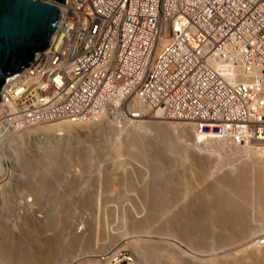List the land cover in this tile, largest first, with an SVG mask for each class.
Returning <instances> with one entry per match:
<instances>
[{"label": "built area", "instance_id": "built-area-1", "mask_svg": "<svg viewBox=\"0 0 264 264\" xmlns=\"http://www.w3.org/2000/svg\"><path fill=\"white\" fill-rule=\"evenodd\" d=\"M56 4L46 47L0 86V138L135 100L199 134L264 142V0Z\"/></svg>", "mask_w": 264, "mask_h": 264}, {"label": "rangeland", "instance_id": "rangeland-1", "mask_svg": "<svg viewBox=\"0 0 264 264\" xmlns=\"http://www.w3.org/2000/svg\"><path fill=\"white\" fill-rule=\"evenodd\" d=\"M128 103H130V100L120 103L121 105L116 112L115 110L108 111L106 118L99 122L100 125L98 124L90 127L79 124L80 126H73V130L71 128H66L67 130L63 129L55 133L47 132L45 134L34 135L22 134V136L19 137H16L19 131L15 130L8 132L5 136L0 138V173H6L7 177L4 181L8 180L6 181V186L3 185L0 187V191L5 189V195L3 194L4 196H2V198L0 195V243L7 242L6 244L10 252L3 255V250L0 249L2 250L0 251L2 254H0V261L2 263L16 264L19 262L26 264L27 262V264H44V262H46L44 255L50 254V256H53L51 253L52 251L56 252L54 264H130L133 262L135 259L134 249L131 244L126 242H129L131 239L135 240L138 238L137 235L139 234L140 236L144 235V231L134 230V232L137 231L134 233L130 230L129 218H143L149 210L150 202L148 201L150 200L147 197H142L140 191L152 177L154 171L151 167L152 161L154 162V160L157 159L158 161L160 160V164H165L172 160L174 164L171 170L176 166L174 171L181 167L192 169L195 165V161L191 158L192 153L188 154V156H180L182 155L181 145L175 142L177 140L175 138L179 135L178 131L180 130H182V133H187L188 136L185 134L184 138L187 137L188 141H190L189 139H192L191 136L193 135V130L190 126L193 125L182 120L166 119L160 116V113L158 114L154 110L144 109L143 107H141V111L137 108L140 113L143 114L142 116H130L133 120L125 122L123 115H125L124 110L128 109ZM137 120L138 123L141 121L143 122L138 124L136 123ZM157 121L161 122L158 123ZM164 121H173L176 122V125L172 124V126L170 125L167 127ZM101 123L104 124L102 125ZM184 123H187L188 126L187 124L184 125ZM177 125L179 128L185 129V132H183L184 130L181 128L179 130ZM27 127L29 128L31 126ZM165 129H167L168 132L170 131L169 136L164 135L163 132ZM127 130L132 131L134 134ZM124 132L125 134L128 132L131 135H128L130 138L134 136L132 139L134 145H132L133 143L131 141L128 143V137L126 140ZM136 133L141 142H137ZM141 137L145 141H143ZM169 137L172 138L174 142ZM108 140L109 143L107 142ZM102 142L103 144L105 142L106 146H103ZM142 142H146L148 145L151 144V147L148 146L149 148L147 149L143 147V151L148 155V158L153 157L154 160H145L133 154V149H139ZM228 143L230 144L231 142L228 140ZM262 143L249 141L241 145L233 144V147H247L248 145L249 147L252 146V148H261L264 147V143ZM200 145V148L202 147L204 149L202 150L201 148V150L205 152L203 155H209V158L214 156V159L216 156L218 157L216 158L217 162H214L217 164H213L210 167H216V170L220 173L213 167L214 170L212 168L211 171L214 173L211 174L214 175L211 176H215V173H217L216 175H227L231 173L230 167H232L234 171L236 168H240L244 163L247 164L249 162L246 160L245 154H238V150L235 149L233 154L232 151H230V146H227L228 149H220V147L216 149L215 147L214 150L216 149L217 152L211 149L212 147H207L211 149L209 151L210 154L214 152L218 154H212L211 156L207 149L205 151L206 146L203 144ZM97 149H99V151ZM202 151L200 152L202 153ZM87 152H90V154ZM86 153L90 156H88L90 159H88L87 162L84 161V156L87 155ZM177 153L180 155H177ZM150 154L151 156L149 157ZM33 158H38L41 161L45 159L44 162L50 161L51 165L49 164V166L46 163L47 165L43 167L45 169H42L41 166L33 164ZM184 158L186 160H184ZM25 159L30 161L31 167H25L23 165ZM241 159H243V161ZM239 162L240 165L242 164L241 166ZM58 165L60 166L59 168ZM185 165H187L188 168H186ZM47 166L48 168H46ZM227 168L230 171L226 172ZM48 169H50V171ZM41 170H43V172H41ZM40 173L52 174L49 175L50 177L47 175L49 177L47 184L50 182L49 185L46 184L42 188L36 185V183L39 182ZM106 175H111L112 177L110 184H107L105 181ZM51 182L54 183L51 184ZM129 182H131V184ZM0 183H2V181ZM2 187L3 189L1 190ZM49 189L51 191H49ZM36 192H38V196L41 197H38ZM1 193H3V191ZM6 193H8L7 196ZM86 196H90L89 201L84 200ZM3 198L5 199L3 200ZM54 198H56V200ZM35 199L38 200V202L35 201ZM27 202L30 203L28 204ZM55 202L56 204H54ZM13 207L15 208L13 209ZM65 213L68 214L67 217L63 216ZM162 216L161 214L157 216L154 222L158 223H154L155 226L161 223L159 221H162ZM52 221L58 223L52 224ZM156 229L159 231L160 224L155 227V230ZM6 231L7 233L5 234ZM161 231L162 230H160V232ZM71 236H77L79 238L76 243H71ZM3 238L5 239L3 240ZM55 238H60L57 239L58 241H56V244H54ZM60 240L63 241L62 244ZM263 240L264 237L260 239L262 244H264ZM10 247H14V252ZM17 249L19 250L17 251ZM8 253L11 255H8ZM4 256L7 257L3 258ZM8 257H11L10 261ZM19 257L21 260L18 259ZM105 257H109V259H107L109 261L106 260V262ZM22 259H26V261L23 260L24 262H20ZM79 260L81 261L80 263Z\"/></svg>", "mask_w": 264, "mask_h": 264}, {"label": "bare ground", "instance_id": "bare-ground-1", "mask_svg": "<svg viewBox=\"0 0 264 264\" xmlns=\"http://www.w3.org/2000/svg\"><path fill=\"white\" fill-rule=\"evenodd\" d=\"M141 107L142 106L137 101L131 100L130 103L127 104V108L129 110L128 109H126V110H128V112H126L125 115H123L125 122H130L133 120L130 116H136L137 117L138 114H140V113H136L135 110L139 109L141 111ZM110 110L114 111L115 110L114 106H112V105L108 106L106 111L94 120H88V121H84V122L71 121V120H61V121H54V122H49V123H45V124H36V125H33L29 128L27 127L25 129H20V130L18 129L19 133L17 132L16 137L22 136V134H26V135L27 134L28 135L33 134L34 135V134H42V133L45 134L47 132L55 133L56 131L63 130V129L65 130L66 128L72 129L74 127H77L79 124L80 125L83 124L85 126H90V127L93 125H98L99 122H101L102 120H104L106 118V115H107L108 111H110ZM155 111H156V113L161 114V112L159 110H155ZM162 117H164V116L162 115ZM142 122L143 121L138 123V120H137L136 123L141 124ZM157 122L159 123L161 121H157ZM132 123H134V122H132ZM164 123H165V126H167V127L170 125L172 126V124L176 125V122H173V121H164ZM185 124H187V123H184V125ZM115 126H119V125H115ZM138 126H140V125H138ZM187 126H188V124H187ZM177 127H178V125H177ZM184 127H186V126H184ZM180 128H179V130H180ZM190 128L193 130L192 131L193 135L191 136L192 139H189L190 141H188L187 137L184 138L185 134L187 135V133H182V130H180L181 133H180V131H178L179 135L178 136L175 135L176 136L175 139H177L175 142H176V144L178 142V144H180L181 148H182V150H181L182 155H180L179 153H177V155L179 154L180 156H184V155L188 156V154L192 153V156H194V157H192L191 155H189L195 161V165L192 169H189L187 167V165H185L186 168H188V169H185V167H181V168H177L174 171L176 166H175V168H173V170H171L172 169L171 167L173 166L174 161L172 162V160H171L165 164L164 163L160 164V160L158 161L156 158H155L156 160H154L153 157L148 158V155L143 151V147L145 149H147V148L151 147L150 146L151 144L148 145V143H146V142L145 143L142 142V145H140L139 149H133L132 148L134 150L133 154H136V156H140L145 160H149V159L154 160V162L152 161V165L154 164L153 165L154 167L151 165V167L153 168L154 171L152 170L153 171L152 177L150 178L149 182L144 186V188H142L140 191L142 197H147L150 200V201H148V202H150V207H149L147 214L143 218L141 217L140 219L131 218V217L129 218V229L130 230H132L133 232H134V230L144 231L143 232L144 235L140 236V234H139V235H137L138 238H136L135 240L131 239L129 242H126V243L131 244L132 248L134 249L133 251L135 252V259L133 258L134 260L130 264H264V244H262V241L260 242V239H262V237H264V178H263L264 177V147L252 148V146L249 147L248 145H247V147L246 146L233 147V144L232 143L229 144L228 139L226 140V138H224V137H221L219 135H214V134H199L195 129H193V126H190ZM97 129H98V127H97ZM181 129H183V128H181ZM188 129H189V127H188ZM183 130H184L183 132H185V129H183ZM127 131H130V130H127ZM112 132H115V131H112ZM131 132L132 131H130V133ZM140 132H141V130H140ZM169 132L167 129H165V131L163 133L165 136H169ZM124 134H125V132H124ZM125 135L126 136H124V137L126 140L128 137V140H127L128 143H129V141L132 142V139L134 136L132 135L133 137L130 138L129 136H131V135L128 132ZM136 135H137V133H136ZM170 135H171V133H170ZM209 136H213V137H217V138H213V137H209ZM189 137H190V134H189ZM107 138H106V140H107ZM137 139H138L137 142L138 141L141 142V140H139L140 138H138V135H137ZM141 139L143 140L142 137H141ZM170 139L174 142V140L172 138H170ZM170 139H169V141H170ZM109 140L107 141L108 143H109ZM143 141H145V140H143ZM118 142H119V139H118ZM131 142H130V144H131ZM124 143H125V141H124ZM102 144H103V142H102ZM200 144H203L204 146H206L205 151L207 149L208 152L211 149L214 150L215 147H216V149L219 147H220V149H223V148L228 149V147L230 146V148H231L230 151H232V153L235 149L238 150L237 151L238 154L239 153L245 154L246 157L245 156L244 157L249 162L247 163V161L244 159L247 164L244 163L243 165L241 164L242 165L241 166L240 162H239V165L241 167L236 168L234 171H233L232 167L229 166L231 171L228 170V168H229L228 167L226 172L230 171L231 173H228V174L226 173L227 175H216L217 173H215V176H211V175H214V174H211V173H214L213 171H211V169L214 166L213 167H210V166H212L213 164H217L214 162H217L216 158H218V157L216 156L214 159V156L212 158H209L208 157L209 155H203V154H205V152L202 151V150H204L202 147H201L202 148V150H201ZM132 145H134V143ZM103 146H106L105 142H104ZM55 147H56V145H55ZM207 147H209V148L212 147V148L208 149ZM216 149L214 151H216ZM97 150L99 151V149H97ZM101 151H102V148H101ZM200 151H202V153ZM237 152H235V153H237ZM87 153L90 154V152H87ZM154 153H156V152H154ZM89 154L84 156L85 162H87L88 159H90V158H88ZM209 154H210V152H209ZM212 154H215V152ZM212 154H210V155L212 156ZM150 156H151V154L149 155V157ZM33 159H34L33 164L37 165V166H41L42 169H45V168H43V167H45V165L50 164V161L46 162L47 163L46 164L44 162L45 159L42 161L38 158L37 159L33 158ZM176 160H177V158H176ZM184 160H186V159L184 158ZM241 160L243 161V159H241ZM57 161H59V160H57ZM51 162H53V161H51ZM60 162H61V160H60ZM176 164H177V161H176ZM186 164H188V163H186ZM193 164H192V166H193ZM236 164H238V163H236ZM23 165L25 167H29L31 165V163L29 160L25 159L23 161ZM180 166H177V167H180ZM55 167H56V165H55ZM59 167L60 166L58 165V168ZM46 168H48V166ZM214 168H215V170L217 169L216 167H214ZM214 168H213V170H214ZM48 170L50 171V169H48ZM219 170H221V169H219ZM41 172H43V170H41ZM51 172H52V170H51ZM218 173H220V172H218ZM47 175L48 174H45V173L41 174V176L39 177V182H37V183L35 182L37 187L42 188L44 185L47 184V180L50 177L49 175H52V174H49L48 175L49 177ZM6 177H7L6 173L5 174L0 173V182L2 181V183H0V187L3 185L6 186V184H7L6 181H8V180L4 181V179H6ZM33 177H32V179H33ZM111 180H112L111 175H106V177H105L106 183L110 184ZM33 181H34V179H33ZM49 183L47 185H49ZM52 183H54V182H51V184ZM129 183L131 184V182H129ZM2 189H3V187L1 188V190ZM4 190H2L3 193H1L2 191H0L1 198H2V196L5 195ZM75 190H77V189H75ZM49 191H51V190L49 189ZM8 193H6V196ZM36 195L38 196V192H36ZM36 197H34V198H36ZM38 197H41V196H38ZM89 197L90 196H86L84 198V200L89 201ZM44 198H45V196H44ZM4 199L5 198H3V200ZM54 199L56 200V198H54ZM35 201L38 202V200H36V199H35ZM58 203H59V201H58ZM58 203H57V205H58ZM8 204H10V203H8ZM54 204H56V202ZM14 208L15 207H13V209ZM31 208H32V206H31ZM56 210H57V208H56ZM160 214L163 216L161 217L162 221L161 220L159 221V219H158V221L161 223H159L160 229H159V231H157V229L155 230V227H157L159 224L157 226H155L154 223L157 224L158 222H154V221H156L155 219ZM63 216L67 217L68 214L65 213V215H63ZM56 223H58V222L52 221V224H56ZM63 229H65V228H63ZM160 230H162V231L160 232ZM139 231H138V233H139ZM135 232H137V231H135ZM6 233H7V231L5 232V234ZM139 237H141V238H139ZM7 238H10V237H7ZM4 239L5 238H3V240ZM57 239H60V238H57ZM57 239L55 238L54 244H56V241H58ZM78 239L79 238L77 236H71V243H73V244L76 243ZM10 240H13V239H10ZM60 241L62 244L63 241L62 240H60ZM6 243L7 242H5V243L2 242V244L0 243V249L3 250V251L2 250H0V251H2L3 255H5V254H7V252H9V247L7 246ZM12 243H14V242H12ZM119 243H120V241H119ZM14 247H12V248L10 247L12 249V251H13ZM18 250L19 249H17V251ZM9 253H8V255H11ZM51 253L53 254V256H50V254L46 255V256L44 255V257L46 258V262H44V264H54V261L56 260L55 259L56 252L52 251ZM5 257H7V256H4L3 258H5ZM10 258L11 257H8L9 261H10ZM18 259L21 260L20 257ZM26 259L25 260L22 259V261H20V262H24V261H26ZM107 259H109V257H107V258L105 257V261ZM0 260H1V257H0ZM6 260H7V258H6ZM107 261H109V260H107ZM80 262L81 261L79 260V263ZM0 264H4V263H2L0 261ZM6 264H11V263H6ZM16 264H22V263L17 262ZM26 264H27V262H26ZM28 264H30V263H28Z\"/></svg>", "mask_w": 264, "mask_h": 264}, {"label": "water", "instance_id": "water-1", "mask_svg": "<svg viewBox=\"0 0 264 264\" xmlns=\"http://www.w3.org/2000/svg\"><path fill=\"white\" fill-rule=\"evenodd\" d=\"M64 0H0V86L46 47Z\"/></svg>", "mask_w": 264, "mask_h": 264}]
</instances>
